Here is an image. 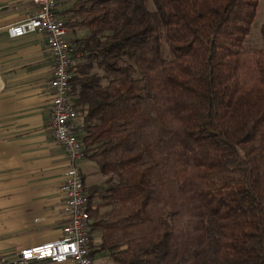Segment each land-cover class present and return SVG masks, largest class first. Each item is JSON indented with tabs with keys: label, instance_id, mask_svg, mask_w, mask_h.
<instances>
[{
	"label": "trees",
	"instance_id": "obj_1",
	"mask_svg": "<svg viewBox=\"0 0 264 264\" xmlns=\"http://www.w3.org/2000/svg\"><path fill=\"white\" fill-rule=\"evenodd\" d=\"M70 1L65 28L86 31L71 103L103 178L85 189L90 255L264 264V25L244 45L258 0Z\"/></svg>",
	"mask_w": 264,
	"mask_h": 264
},
{
	"label": "crops",
	"instance_id": "obj_2",
	"mask_svg": "<svg viewBox=\"0 0 264 264\" xmlns=\"http://www.w3.org/2000/svg\"><path fill=\"white\" fill-rule=\"evenodd\" d=\"M71 3L57 0L63 24ZM34 10L33 0H0V264H14L22 249L63 238L66 224L59 187L67 160L49 126L53 61L42 36L6 34ZM66 31L74 39L86 35L77 27ZM79 168L85 189L103 181L91 162Z\"/></svg>",
	"mask_w": 264,
	"mask_h": 264
},
{
	"label": "built area",
	"instance_id": "obj_3",
	"mask_svg": "<svg viewBox=\"0 0 264 264\" xmlns=\"http://www.w3.org/2000/svg\"><path fill=\"white\" fill-rule=\"evenodd\" d=\"M33 3L35 10L21 22L8 26L6 34L9 39L42 36L53 61L49 126L53 140L62 148L67 160L59 187L66 224L63 238L20 250L15 264H95L89 248L91 218L87 212L88 199L79 168V163L84 160V149L78 138L80 124L71 103L69 84L70 69L79 57L76 53L78 41L67 35L64 24L58 19L57 0H33Z\"/></svg>",
	"mask_w": 264,
	"mask_h": 264
},
{
	"label": "rangeland",
	"instance_id": "obj_4",
	"mask_svg": "<svg viewBox=\"0 0 264 264\" xmlns=\"http://www.w3.org/2000/svg\"><path fill=\"white\" fill-rule=\"evenodd\" d=\"M264 25V0H258L256 15L251 25L250 31L247 34L244 45L250 48H261L262 39H261V27ZM74 39V38H72ZM77 39V38H76ZM90 176V175H89ZM95 180L96 178H92ZM99 181V177L97 179ZM99 184V182H97ZM96 244H93L92 250H96ZM95 264H112L109 257L105 253H98L95 256Z\"/></svg>",
	"mask_w": 264,
	"mask_h": 264
},
{
	"label": "water",
	"instance_id": "obj_5",
	"mask_svg": "<svg viewBox=\"0 0 264 264\" xmlns=\"http://www.w3.org/2000/svg\"><path fill=\"white\" fill-rule=\"evenodd\" d=\"M11 264H13V263H11ZM15 264V263H14Z\"/></svg>",
	"mask_w": 264,
	"mask_h": 264
}]
</instances>
